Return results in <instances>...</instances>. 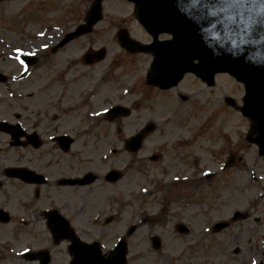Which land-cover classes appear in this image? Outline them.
<instances>
[{
  "label": "flooded vegetation",
  "instance_id": "flooded-vegetation-1",
  "mask_svg": "<svg viewBox=\"0 0 264 264\" xmlns=\"http://www.w3.org/2000/svg\"><path fill=\"white\" fill-rule=\"evenodd\" d=\"M86 12L71 8L25 25L18 41L29 52L8 53L0 82V121L9 126L0 130V264H71L55 228L87 243V264L120 262L121 243L125 264H264V154L250 140L251 122L243 135L219 119L235 110L230 88L188 74L172 89L144 78L121 94L123 56L92 78L103 62L87 66V50L98 47H87V33L54 49ZM134 54L141 55H127ZM102 86L114 91L101 98L104 109L168 106L207 117L165 119L130 152L123 120L90 116ZM148 123L136 121L134 133ZM86 204L87 214L76 217L72 207Z\"/></svg>",
  "mask_w": 264,
  "mask_h": 264
},
{
  "label": "water",
  "instance_id": "water-1",
  "mask_svg": "<svg viewBox=\"0 0 264 264\" xmlns=\"http://www.w3.org/2000/svg\"><path fill=\"white\" fill-rule=\"evenodd\" d=\"M129 1L135 4L134 17L153 37L161 31L174 36L171 41L155 43L156 58L150 80L169 88L186 72H193L209 82L215 73L233 76L245 87L241 113L257 123L255 142L264 151V28L254 25L246 33L235 30L232 21L226 18L227 13L208 14L207 0L191 4L186 2L188 0ZM151 5L155 10L149 13L147 8ZM93 9L81 30H88L98 19L99 0ZM119 38L127 48L135 50V45L123 34ZM194 60L198 63L194 64ZM115 112V116L127 114L125 109Z\"/></svg>",
  "mask_w": 264,
  "mask_h": 264
},
{
  "label": "rangeland",
  "instance_id": "rangeland-1",
  "mask_svg": "<svg viewBox=\"0 0 264 264\" xmlns=\"http://www.w3.org/2000/svg\"><path fill=\"white\" fill-rule=\"evenodd\" d=\"M94 1L95 0H0V57L3 58L5 55V52L1 50L4 45L11 42H18L16 37H20L19 30L21 28H25V25L40 23L54 18L56 9H59V13H61V11L65 13V11H68L69 8H73L76 11L87 9ZM102 9V22L96 25L87 35V47L100 45L103 46L106 44V49L111 56H123L121 70H119L122 72L121 85L124 87V89H128L138 80L140 76H143L146 69L147 57L142 55L129 57L117 43L116 32L119 29L124 28L128 30L130 36L136 40H139L141 36H143L146 40L147 36L146 34L145 36L143 35V32L133 21L131 16V6L124 2V0H103ZM17 46L13 45L12 48H16ZM5 60L7 61V58L0 59V67L2 70L4 69L7 71V68L5 67ZM111 61L112 60L109 57L106 62H103L96 68L90 70L92 72V78L101 77L103 72L106 70L107 63L110 64ZM217 84H220L221 89H226V87L230 88L228 89L230 91V96L235 101L237 108L235 111H232V109L229 110V116L221 114L219 119L233 120L234 125H230L235 126L236 131H241V134H243V127L247 125V121L240 116L238 111L241 105V97L243 94L242 87L233 81L230 82L227 76H218ZM113 87L114 86H111V88ZM92 88L94 89L93 83ZM228 90L227 93L229 92ZM97 92L98 95L95 98L96 101L92 103L94 115L101 114L102 110L104 109H98L99 107H102L101 98L104 96L110 98L112 96L111 92L114 91L111 90L110 92L107 87L102 86L98 88ZM141 93L142 90L137 92V100L142 99ZM133 100L134 98L131 96L126 102L130 104ZM155 108L156 109L153 113L144 110L142 111L138 108L134 109L132 115L124 121V136H130L138 129V127L134 126V123L139 119L143 121L151 120L153 122L155 121V123H161L165 119H205L207 117L206 115L199 116L197 112L191 113L187 110L176 111L173 110L174 108H170L168 106H156ZM0 115H3L1 110ZM96 135H98V132ZM1 151V155H4L5 150ZM128 159V156H124L125 162L128 161ZM72 209L75 211L76 217L87 214V204L83 206H73ZM80 210H83V212L80 213Z\"/></svg>",
  "mask_w": 264,
  "mask_h": 264
},
{
  "label": "snow or ice",
  "instance_id": "snow-or-ice-1",
  "mask_svg": "<svg viewBox=\"0 0 264 264\" xmlns=\"http://www.w3.org/2000/svg\"><path fill=\"white\" fill-rule=\"evenodd\" d=\"M208 14L215 16L217 11L227 13L234 29L248 32L252 26L264 28V0H207ZM257 13L259 19H257Z\"/></svg>",
  "mask_w": 264,
  "mask_h": 264
},
{
  "label": "bare ground",
  "instance_id": "bare-ground-1",
  "mask_svg": "<svg viewBox=\"0 0 264 264\" xmlns=\"http://www.w3.org/2000/svg\"><path fill=\"white\" fill-rule=\"evenodd\" d=\"M186 2H188L189 4H191V3H193V2H198V0H188V1H186Z\"/></svg>",
  "mask_w": 264,
  "mask_h": 264
}]
</instances>
